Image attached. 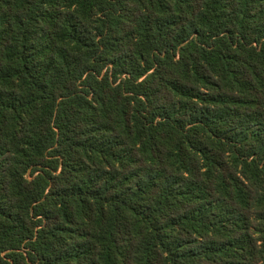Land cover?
<instances>
[{
	"label": "trees",
	"instance_id": "obj_1",
	"mask_svg": "<svg viewBox=\"0 0 264 264\" xmlns=\"http://www.w3.org/2000/svg\"><path fill=\"white\" fill-rule=\"evenodd\" d=\"M0 264H264V0H0Z\"/></svg>",
	"mask_w": 264,
	"mask_h": 264
}]
</instances>
